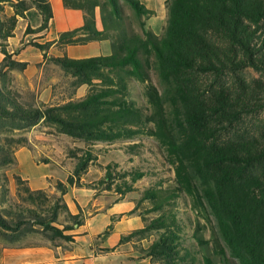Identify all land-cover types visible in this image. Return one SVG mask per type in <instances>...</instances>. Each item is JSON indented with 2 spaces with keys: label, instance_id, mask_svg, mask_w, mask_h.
Instances as JSON below:
<instances>
[{
  "label": "trees",
  "instance_id": "trees-1",
  "mask_svg": "<svg viewBox=\"0 0 264 264\" xmlns=\"http://www.w3.org/2000/svg\"><path fill=\"white\" fill-rule=\"evenodd\" d=\"M120 1L138 17L150 13L139 0H106L103 4L87 0V6L63 0L66 6L84 9L87 16L81 27L59 37H72L81 31L87 35L84 40L98 38L107 29L105 18L115 22L120 17ZM166 3L168 18L161 38L143 30L141 22L143 36L122 35L120 50L111 43L112 52L108 55L53 58L77 74L103 76L101 69L111 73L112 76L104 75L109 82L105 88L84 99L55 107H25L0 87V128L7 122L17 127L21 122L34 123L44 118L72 135L111 139L122 133L131 134V127L141 123L142 114L124 100L125 77L148 82L147 97L153 106L148 119L156 123L154 134L165 144L180 189L192 192L198 181L223 240L240 264H264V130L263 136L233 133L245 115L264 109V98L260 97L264 83L256 81L251 85L238 74L246 67L264 72V0H166ZM5 5L12 8V13L0 17L3 54L0 74L5 67L24 65L12 59L6 49V40L13 36L18 17H24L31 5L40 14V25L34 29L26 26L27 33L44 30L52 17L48 0H0V12ZM96 7L100 11L101 31L95 28ZM90 35L93 37L87 38ZM44 47L39 45L41 50ZM150 70L156 72L161 91L150 82ZM166 105L172 110L167 111ZM167 119L171 129L165 131ZM113 127L117 130L113 131ZM71 155L77 162L66 179L67 184H74V178L92 159L88 150L82 155L73 151ZM130 176L131 184H125L119 193L131 191L132 183L142 174L133 172ZM65 187L63 182H57L61 193ZM31 191L26 189L28 194ZM145 195L153 197L155 192L146 190ZM165 220L159 216L141 230L165 226ZM33 221L45 225L49 220L38 215ZM0 227H10L1 213ZM52 229L55 233L51 238L65 237L58 228ZM174 237L172 231L162 232L148 247V255L166 253L165 264H175L170 257L173 248L169 246ZM204 264L212 263L206 258Z\"/></svg>",
  "mask_w": 264,
  "mask_h": 264
},
{
  "label": "rangeland",
  "instance_id": "rangeland-1",
  "mask_svg": "<svg viewBox=\"0 0 264 264\" xmlns=\"http://www.w3.org/2000/svg\"><path fill=\"white\" fill-rule=\"evenodd\" d=\"M67 1L87 6V0ZM98 1L103 4L106 0ZM139 1L150 13L138 17L120 1V17L115 22L105 18L107 29L96 39L108 38L120 50L122 35L143 36L141 22L143 30L149 31L152 25L161 38L168 18L166 0ZM29 8L33 14L18 17L14 37L7 39L6 47L12 59L24 65L5 67L0 74V87L25 107L62 106L105 88L109 82L104 75H111L106 69H101L103 76L77 74L53 59L58 56L50 52L49 42L33 32H25L26 26L33 29L35 24L37 10L32 5ZM11 12L12 8L5 5L0 17ZM82 38L72 42L71 37H59V44L88 40ZM39 45L45 47L41 50ZM238 74L251 85L256 81L264 83L263 71L246 67ZM149 77L161 91L156 72L150 70ZM114 80L116 83L117 78ZM148 84L125 77L124 100L142 114L141 123L131 127V134L122 133L111 139L72 135L44 118L34 123L21 122L17 127L7 122L0 128V213L10 224L0 227V264H65V260L70 264H107L115 246L127 241L133 242L137 255L146 257L150 244L168 230L175 234L169 244L175 264H204L206 258L212 264H240L223 240L199 182L196 181L192 192L180 189L177 184L165 144L154 134L156 123L148 119L153 112L147 97ZM260 97L264 98V93ZM166 110L172 109L166 105ZM63 116L67 115L63 113ZM169 122L167 119L164 123L165 131L171 129ZM263 130L264 109H260L245 115L233 133L263 136ZM86 150L92 159L74 178V184H67L66 179L77 162L71 152L82 155ZM107 172L110 174L106 175ZM133 172H141L142 176L132 183L131 191L119 193L125 184H131ZM28 178L38 182L31 185ZM59 181L66 185L63 193L57 188ZM27 188L32 190L29 194ZM146 190L154 191L155 195L147 197ZM101 212L109 214V222L90 237L85 226L87 219ZM38 215L49 221L45 225L36 223L33 219ZM159 216L166 218L165 226L141 230ZM94 219L93 229H96L103 217ZM76 221L81 224L77 225ZM115 221L121 222L128 233L116 238L112 233ZM52 228L61 230L65 237L51 238L55 233ZM165 254L156 253L148 258L153 264H165Z\"/></svg>",
  "mask_w": 264,
  "mask_h": 264
},
{
  "label": "crops",
  "instance_id": "crops-1",
  "mask_svg": "<svg viewBox=\"0 0 264 264\" xmlns=\"http://www.w3.org/2000/svg\"><path fill=\"white\" fill-rule=\"evenodd\" d=\"M51 6L52 17L49 19L47 27L39 32L34 34L38 35L43 39L44 42L50 43V52L56 56H66L73 59H81L99 55H108L111 53V43L108 38L102 39H88L84 43L70 44L66 43L65 45L59 44V35L63 32L72 31L76 28H79L83 25L85 21V17L87 16L84 9L74 8L66 6L63 0H48ZM147 8V7H146ZM148 9V8H147ZM37 10V9H36ZM12 13V12H11ZM25 15L28 17L32 12V8L27 9ZM10 15V14H9ZM35 24L32 25V28H36L41 23V16L36 12L34 15ZM94 21L95 28L98 31L102 30L100 12L98 7L95 8L94 11ZM151 19V23H153ZM154 34L158 35L159 31L150 26ZM14 33V32H13ZM16 33V32H15ZM86 34L78 31V33L74 34L71 38L75 39L78 37H85ZM14 37V35L12 36ZM12 37H9L12 38ZM8 46V40H7ZM9 43L10 40H9ZM60 45V48H59ZM62 45V46H61ZM49 52V53H50ZM3 59V54L0 52V62ZM21 60V59H20ZM29 179V178H28ZM38 180V179H37ZM36 180L29 179V183L31 185H36ZM103 217V221L99 223L96 229H93L94 218ZM85 226L88 230V234L90 237L98 233L102 226H106L109 222V214L106 212H101L92 216L90 219H87ZM121 222L115 221L113 226V234L118 238L121 234L128 233V230H124V225L120 224ZM133 250V251H130ZM135 250V245L132 241H127L124 243H119L115 246V248L110 252L111 256H109V262L107 264H153L149 260V255L140 256L137 255ZM97 259V258H96ZM96 262H99L97 259ZM102 263V261H101ZM65 264H70L68 260H65Z\"/></svg>",
  "mask_w": 264,
  "mask_h": 264
}]
</instances>
